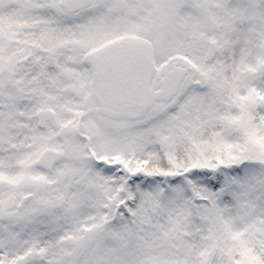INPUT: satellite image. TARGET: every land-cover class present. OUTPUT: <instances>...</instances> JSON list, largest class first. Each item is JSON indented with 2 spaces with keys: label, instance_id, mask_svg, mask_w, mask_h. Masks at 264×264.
Masks as SVG:
<instances>
[{
  "label": "snow or ice",
  "instance_id": "snow-or-ice-1",
  "mask_svg": "<svg viewBox=\"0 0 264 264\" xmlns=\"http://www.w3.org/2000/svg\"><path fill=\"white\" fill-rule=\"evenodd\" d=\"M0 264H264V0H0Z\"/></svg>",
  "mask_w": 264,
  "mask_h": 264
}]
</instances>
